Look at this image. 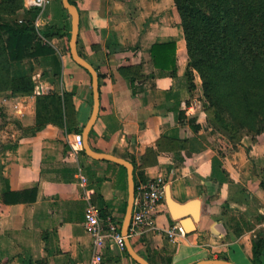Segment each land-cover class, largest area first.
<instances>
[{
  "label": "crops",
  "instance_id": "0c3cea01",
  "mask_svg": "<svg viewBox=\"0 0 264 264\" xmlns=\"http://www.w3.org/2000/svg\"><path fill=\"white\" fill-rule=\"evenodd\" d=\"M73 1L80 14L78 51L99 72L100 110L89 133L91 146L132 160L139 182L164 179L166 193L169 188L171 197L184 205L175 217L165 199L155 226L131 239L135 250L151 264L217 257L255 264L253 240L264 233V133L249 145V135L235 145H228L225 135L211 137L207 121L191 119L196 108L187 88H179L169 75H157L151 57L155 42L175 40L176 73L184 77L187 69L174 0ZM36 20L38 35L54 52L49 63L34 58L14 63L13 73L31 76L35 86L15 92V116L23 128L15 130V149L1 162L6 186H38L39 193L34 202L6 204L0 198V264H140L111 240L95 247L86 229L89 197L96 205L100 198L106 213L122 221L127 170L90 157L76 144L74 129H83L91 114L93 87L90 72L70 53L71 16L62 0H51ZM172 89L179 91L176 100L186 117L166 110L176 100L171 95L166 99L163 91ZM46 93L70 99L67 126L49 123L35 134L25 132L36 121L37 96ZM214 159L222 171L219 178H213ZM176 224L184 232L168 236L164 229ZM96 253L102 254L100 261Z\"/></svg>",
  "mask_w": 264,
  "mask_h": 264
},
{
  "label": "trees",
  "instance_id": "16d2710c",
  "mask_svg": "<svg viewBox=\"0 0 264 264\" xmlns=\"http://www.w3.org/2000/svg\"><path fill=\"white\" fill-rule=\"evenodd\" d=\"M174 3L186 40L187 69L184 77L176 73L175 40L155 42L151 46V57L158 69L157 75L173 77L175 85L179 88L184 86L191 93L195 87L193 75L197 73L211 119L224 122V126L230 129H244L245 134H251L256 141V136L264 133V0H174ZM16 4L21 7L23 0H15ZM39 11L33 7L21 17L15 12V21L0 20V39H4L6 55L11 63L25 58L49 63L54 49L37 33L34 20ZM11 74L13 87L10 89L14 93L34 89L35 82L31 76ZM152 76L156 74L152 73ZM128 81L132 94L136 95L134 77ZM173 90L163 91L166 99L170 95L177 99L180 93ZM179 105L180 101L176 100L175 104L167 105L166 110L186 117ZM68 107L70 99L67 95L64 99L55 93L38 95L36 121L25 132L35 134L49 123L64 128L69 122L65 119V114H70ZM74 130L82 133L81 128ZM215 162L216 159L213 160V178H219L222 171L216 170ZM6 181L0 158L1 200L6 204L37 200L38 186L15 190L6 186ZM135 183L137 188L139 181L136 176ZM260 186L264 191V178ZM97 205L101 216L106 217L100 198ZM253 261L264 264V233L253 240Z\"/></svg>",
  "mask_w": 264,
  "mask_h": 264
},
{
  "label": "built area",
  "instance_id": "2783aa9c",
  "mask_svg": "<svg viewBox=\"0 0 264 264\" xmlns=\"http://www.w3.org/2000/svg\"><path fill=\"white\" fill-rule=\"evenodd\" d=\"M34 7L44 10L51 0H30ZM38 26L37 20L35 21ZM7 99L5 98L4 101ZM15 108L18 105L15 104ZM75 141L82 148V134L75 135ZM80 178L83 184L87 183V177L81 173ZM166 199V181L162 178H151L140 181L136 188L134 207L128 232V237L134 238L142 236L148 227L155 226L157 214L161 211V207L165 204ZM85 225L88 232L93 236L94 245L97 248L103 247L108 240L116 243L122 251L126 249L125 236L121 232L122 221H119L112 214L106 217L101 216V210L98 205L88 198L85 208ZM168 236H174L177 232H184L181 225H172L164 229ZM102 259L101 253H96L95 260Z\"/></svg>",
  "mask_w": 264,
  "mask_h": 264
},
{
  "label": "rangeland",
  "instance_id": "374dc122",
  "mask_svg": "<svg viewBox=\"0 0 264 264\" xmlns=\"http://www.w3.org/2000/svg\"><path fill=\"white\" fill-rule=\"evenodd\" d=\"M15 5V0H0V20H10L15 21V12L25 15L26 10L32 8L30 0H23L21 7ZM175 5V3H174ZM176 7V6H175ZM177 9V8H176ZM20 15L19 17H21ZM35 21V20H34ZM181 22V18H180ZM36 66L38 63L36 61ZM15 69L14 63L8 60L6 55V48L4 39H0V158L7 154L9 151L15 149V130L17 127H22V121L15 116V93L10 87L11 84L10 76ZM39 69V68H38ZM14 74V73H13ZM195 87L190 93L191 103L194 104V116L191 117L192 120L202 119L207 121V130L211 137L218 139L220 134L225 135V141L228 145H235L237 141L247 134L244 129H230L229 126H224V122L214 121L211 119L212 114L208 109V103L203 96V91L201 87V80L197 73L193 75ZM7 99L4 101V99ZM219 126V127H218ZM209 127V128H208ZM219 128V129H218ZM253 133V132H251ZM250 137L246 138V143L249 145L250 141L253 142L251 134ZM2 160V158H1ZM132 239V238H131Z\"/></svg>",
  "mask_w": 264,
  "mask_h": 264
},
{
  "label": "water",
  "instance_id": "95a60500",
  "mask_svg": "<svg viewBox=\"0 0 264 264\" xmlns=\"http://www.w3.org/2000/svg\"><path fill=\"white\" fill-rule=\"evenodd\" d=\"M64 8L68 11L71 16V30H70V53L73 59L85 69H87L92 77V87H93V106L91 114L83 126L82 129V149L86 152L87 155L93 157L98 160H109L115 163H118L124 166L127 170V180H128V198L127 205L124 217L122 219L121 232L125 236L126 249L128 253L140 264H151L150 261L143 255L139 254L135 248L133 247L130 238L128 237L135 195H136V183H135V174H134V163L125 157L117 156L112 153L104 152L101 150H97L93 148L89 142V133L91 128L95 124L100 110V90H99V72L97 68L89 62L86 58H84L78 51V33H79V23H80V14L77 5L71 0H62ZM166 201L171 212L175 215V217H179V215L184 211V205L177 203L170 195L169 188L166 193ZM193 264H237L234 261L225 258V257H217V258H209L202 259L196 261Z\"/></svg>",
  "mask_w": 264,
  "mask_h": 264
}]
</instances>
